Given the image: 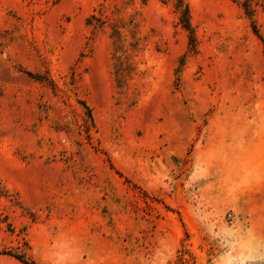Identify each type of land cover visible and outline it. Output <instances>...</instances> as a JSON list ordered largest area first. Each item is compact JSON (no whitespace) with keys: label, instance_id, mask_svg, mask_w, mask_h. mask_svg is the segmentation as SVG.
<instances>
[{"label":"rangeland","instance_id":"1","mask_svg":"<svg viewBox=\"0 0 264 264\" xmlns=\"http://www.w3.org/2000/svg\"><path fill=\"white\" fill-rule=\"evenodd\" d=\"M241 2L0 0V264H264V11Z\"/></svg>","mask_w":264,"mask_h":264},{"label":"trees","instance_id":"2","mask_svg":"<svg viewBox=\"0 0 264 264\" xmlns=\"http://www.w3.org/2000/svg\"><path fill=\"white\" fill-rule=\"evenodd\" d=\"M256 0H242V2L240 3V7L242 8L245 16L248 18V19H252L253 15H254V3H255ZM261 3H262V8H263V11H264V0H261ZM177 11H179L180 13V23H181V26L182 28L188 32V39H189V48L192 50V51H195V38L193 36V33H192V30L190 28V24H189V18H188V10L186 7H184L183 9H180V6L178 5L177 6ZM94 19L93 16H91L89 19H87V23L88 25H92L91 21ZM252 23H254V21L252 20L251 21ZM254 33L256 34V30H254ZM32 74L28 73V76L30 77H34V76H31ZM82 106L84 107V109L86 110V113L89 117V119H91V116H90V111L88 109V107L82 102ZM0 196H3V197H10L7 192L5 190H0ZM6 255H9L13 258H15L18 262H20L21 264H32L31 261H29L28 259H26L23 254L21 253H13V254H6Z\"/></svg>","mask_w":264,"mask_h":264}]
</instances>
